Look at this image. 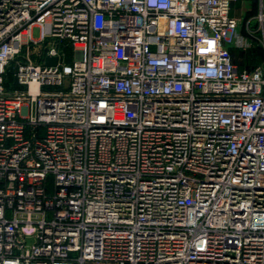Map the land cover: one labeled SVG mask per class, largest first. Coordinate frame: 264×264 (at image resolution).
I'll list each match as a JSON object with an SVG mask.
<instances>
[{"label": "built area", "instance_id": "built-area-1", "mask_svg": "<svg viewBox=\"0 0 264 264\" xmlns=\"http://www.w3.org/2000/svg\"><path fill=\"white\" fill-rule=\"evenodd\" d=\"M236 1L0 0V264H264Z\"/></svg>", "mask_w": 264, "mask_h": 264}, {"label": "rangeland", "instance_id": "rangeland-1", "mask_svg": "<svg viewBox=\"0 0 264 264\" xmlns=\"http://www.w3.org/2000/svg\"><path fill=\"white\" fill-rule=\"evenodd\" d=\"M259 1L260 0H240L233 6L232 15L238 16L241 14L240 17L244 21L242 33L244 36L248 37V39H251L253 44L252 48L247 50H234L233 56L236 63L238 62L244 64V62L247 61L246 63L249 65L250 61L254 59V52L257 51V49L255 50L256 47L261 48L262 53L264 52V47L258 40L259 34H257L256 38H251V36H249V31L258 30L259 28V24L256 19L259 13ZM249 20L250 25L247 24ZM34 34L37 36V29Z\"/></svg>", "mask_w": 264, "mask_h": 264}, {"label": "trees", "instance_id": "trees-1", "mask_svg": "<svg viewBox=\"0 0 264 264\" xmlns=\"http://www.w3.org/2000/svg\"><path fill=\"white\" fill-rule=\"evenodd\" d=\"M257 49V51H255V55H254V59L250 61V64L247 65V61L244 62V64L242 63H238V65L243 68V69H248V70H254L256 69L258 66L260 65H264V52L262 53L261 48H255V50ZM260 50V51H259ZM234 54V51H233ZM234 57V56H233Z\"/></svg>", "mask_w": 264, "mask_h": 264}, {"label": "water", "instance_id": "water-1", "mask_svg": "<svg viewBox=\"0 0 264 264\" xmlns=\"http://www.w3.org/2000/svg\"><path fill=\"white\" fill-rule=\"evenodd\" d=\"M58 59L57 58H52V57H48L47 58V65H55L57 63Z\"/></svg>", "mask_w": 264, "mask_h": 264}, {"label": "crops", "instance_id": "crops-1", "mask_svg": "<svg viewBox=\"0 0 264 264\" xmlns=\"http://www.w3.org/2000/svg\"><path fill=\"white\" fill-rule=\"evenodd\" d=\"M238 1H240V0H237L234 4H236ZM234 4H233V6H234ZM241 15V14H240ZM240 15H238V16H236V17H240ZM235 16V15H234Z\"/></svg>", "mask_w": 264, "mask_h": 264}]
</instances>
